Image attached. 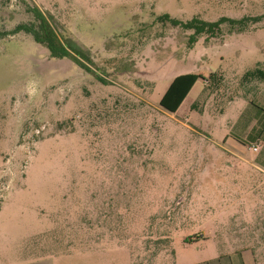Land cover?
Returning <instances> with one entry per match:
<instances>
[{"label": "rangeland", "instance_id": "rangeland-1", "mask_svg": "<svg viewBox=\"0 0 264 264\" xmlns=\"http://www.w3.org/2000/svg\"><path fill=\"white\" fill-rule=\"evenodd\" d=\"M35 7L92 72L13 33ZM193 20L228 22L196 35ZM257 68L264 0H0V264H178L226 203L208 199L249 187L218 142L254 101ZM187 73L207 81L164 111Z\"/></svg>", "mask_w": 264, "mask_h": 264}, {"label": "crops", "instance_id": "crops-1", "mask_svg": "<svg viewBox=\"0 0 264 264\" xmlns=\"http://www.w3.org/2000/svg\"><path fill=\"white\" fill-rule=\"evenodd\" d=\"M202 81L207 78L202 76L196 84ZM251 82L254 101L238 115L233 132L222 135L224 143L218 142L233 160L230 167L247 172L238 177L239 185L249 187L241 195L217 194L208 199L210 203L226 202L221 203V209L212 217H221L222 221L209 225L212 218L206 219L198 237L183 244L178 264H264V81ZM202 85L196 95H203ZM252 146H258V151L254 152ZM245 200L248 212L230 210ZM19 264H54V261L37 258Z\"/></svg>", "mask_w": 264, "mask_h": 264}, {"label": "trees", "instance_id": "trees-1", "mask_svg": "<svg viewBox=\"0 0 264 264\" xmlns=\"http://www.w3.org/2000/svg\"><path fill=\"white\" fill-rule=\"evenodd\" d=\"M29 11L33 14L35 21L31 24L18 26L13 33L24 31L27 34L32 35L34 41L37 44L46 47L51 57L57 59H73L82 68L86 69L88 72H92V70H90V68H88L82 62V60H84L88 63H91L89 57L82 52L81 48L74 41L65 40V43L62 42L55 29L51 25L49 18H47L38 7H35ZM163 19L164 21L171 22L175 26L180 25V22L172 20L167 16H165ZM224 22H228V20H222L219 23L212 25L193 20L192 22L182 25L187 29L197 28L196 35H200L201 33L211 32L212 30L217 29L218 26ZM231 23L235 22L231 21ZM193 40L195 41V39H192V42ZM96 77L100 82L104 84L106 83L105 80L99 75H96ZM201 78V75L193 73L181 74L175 77L166 93L162 97L159 106L168 113L176 114L193 89L194 85ZM245 79H257L264 81V71L257 68L251 72H248L245 75Z\"/></svg>", "mask_w": 264, "mask_h": 264}, {"label": "built area", "instance_id": "built-area-1", "mask_svg": "<svg viewBox=\"0 0 264 264\" xmlns=\"http://www.w3.org/2000/svg\"><path fill=\"white\" fill-rule=\"evenodd\" d=\"M254 152H257L258 151V146H252L251 148Z\"/></svg>", "mask_w": 264, "mask_h": 264}]
</instances>
